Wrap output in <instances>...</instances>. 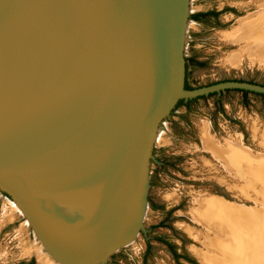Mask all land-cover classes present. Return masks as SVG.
Wrapping results in <instances>:
<instances>
[{"label": "water", "instance_id": "95a60500", "mask_svg": "<svg viewBox=\"0 0 264 264\" xmlns=\"http://www.w3.org/2000/svg\"><path fill=\"white\" fill-rule=\"evenodd\" d=\"M190 0H0V191L57 264H105L149 207L160 124L185 88Z\"/></svg>", "mask_w": 264, "mask_h": 264}, {"label": "rangeland", "instance_id": "374dc122", "mask_svg": "<svg viewBox=\"0 0 264 264\" xmlns=\"http://www.w3.org/2000/svg\"><path fill=\"white\" fill-rule=\"evenodd\" d=\"M207 11L218 14L192 18ZM186 34L191 89L264 85V0H190ZM255 93L245 101L228 88L175 105L154 145L143 229L105 264L263 263L264 96ZM15 210L0 191V264H44L50 258Z\"/></svg>", "mask_w": 264, "mask_h": 264}, {"label": "trees", "instance_id": "16d2710c", "mask_svg": "<svg viewBox=\"0 0 264 264\" xmlns=\"http://www.w3.org/2000/svg\"><path fill=\"white\" fill-rule=\"evenodd\" d=\"M217 14H218V12H216V11L198 12V13H195V14L192 16V18H193L194 20L201 21V20H204L207 16H209V17H210V16H216ZM198 64H202V63H198ZM238 81H241V80H238ZM249 82L252 83L253 81L250 80ZM185 88H187V89H191V86H190V84L188 83V80H187L186 77H185ZM237 90H239V91L242 92V94H243V99H244L245 101L247 100V97H248V94H249V93H254V92L249 91V90H246V89H237ZM255 94H258V95L264 96V93H255ZM195 100H196V98L191 99V100H188L187 102H184L183 99H180V100L177 102V105L184 104L185 106L189 107V106L191 105V103H192L193 101H195ZM168 244H169V246H170L171 249H174V248H173V245H171L170 243H168ZM29 264H34L33 260H31V261L29 262Z\"/></svg>", "mask_w": 264, "mask_h": 264}, {"label": "bare ground", "instance_id": "6f19581e", "mask_svg": "<svg viewBox=\"0 0 264 264\" xmlns=\"http://www.w3.org/2000/svg\"><path fill=\"white\" fill-rule=\"evenodd\" d=\"M255 45H256V44H255ZM209 138H210V137H209ZM224 149H225V148H224ZM228 169H229V168H228ZM213 204H214L213 202H210V203H209V205H213ZM218 204L221 205L220 203H218ZM16 210H17V209H16ZM16 210H15V211H16ZM15 211H14V212H15ZM14 212H13V213H14ZM16 213H17V212H16ZM16 213H14V214H16ZM19 214H20V213H19ZM13 216H14V215H13ZM15 216H16V215H15ZM16 217H17V216H16ZM14 218H15V217H14ZM204 218L207 219V221H209L210 216H207V213H205ZM205 226H206V225H205ZM208 230H209V229H208ZM262 237H263V236H262ZM259 244H260V243H259ZM259 244H258V245H259ZM255 246H256V245H255ZM261 246H262V245H259L258 248L261 247ZM262 248H263V247H262ZM250 249H251V251H252L253 246H251ZM256 251L260 252V249H257ZM262 251H263V249H262ZM254 252H255V250H254ZM254 252H253V253H254ZM258 252H257V253H258ZM261 253H262V252H261ZM255 254H256V253H254V255H255ZM262 254L264 255V252H263ZM262 254H260V255L262 256ZM254 255H253V257H255L256 259H261V256H259L258 254H257L258 256H254ZM251 256H252V254H251ZM257 257H258V258H257ZM259 257H260V258H259ZM262 257H263V256H262ZM255 258H254V259H255ZM45 259H46V258H45ZM249 259H251L252 262H253L252 257L249 258ZM249 259H248V260H249ZM263 259H264V258H263ZM251 260H250V261H251ZM261 260H262V259H261ZM254 261H255L256 263L258 262V260H254ZM259 261H260V260H259ZM42 262H44V264H57V263L52 262V261L49 260V259H47V260H42ZM253 263H254V262H253ZM263 263H264V261H263ZM263 263H262V264H263ZM239 264H241V263L239 262Z\"/></svg>", "mask_w": 264, "mask_h": 264}]
</instances>
